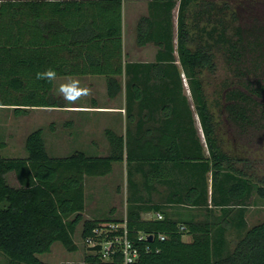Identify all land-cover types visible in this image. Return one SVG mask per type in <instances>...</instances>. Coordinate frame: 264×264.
<instances>
[{
    "label": "trees",
    "instance_id": "16d2710c",
    "mask_svg": "<svg viewBox=\"0 0 264 264\" xmlns=\"http://www.w3.org/2000/svg\"><path fill=\"white\" fill-rule=\"evenodd\" d=\"M123 3L0 0V107H13L17 116L61 107L53 94L55 80L36 78L51 68L56 77L105 76L110 98L125 87L128 111L138 100L147 117H161L140 122L126 136L108 130L110 151L104 156L77 151L52 157L44 128L29 133L23 158L5 157L6 142L0 139V254L8 264H47L39 256L50 253L56 242L70 252L79 249L75 235L82 222L88 248L84 264H124L120 254L103 260L94 251L99 247L87 243L96 238V228L123 219H85L83 213L86 177L108 175L114 163L126 161V222L129 238L140 249L132 264H264V221L249 226L246 218L254 195L264 199V177L261 184L249 168L236 166L245 160L233 156L221 134L223 125L235 142L264 132V24H251L254 13L246 17L226 1L151 0L148 14L138 20L136 44L154 45L155 60L132 62L124 51ZM218 54L229 78L211 105L201 74L217 68ZM212 168L210 201L207 172ZM197 169L204 173V193ZM9 173L18 186L8 182ZM154 180L168 187L169 196L150 205L140 192L143 183L151 188ZM182 202L204 205L202 217H178L173 209ZM144 212L162 218H144Z\"/></svg>",
    "mask_w": 264,
    "mask_h": 264
},
{
    "label": "rangeland",
    "instance_id": "374dc122",
    "mask_svg": "<svg viewBox=\"0 0 264 264\" xmlns=\"http://www.w3.org/2000/svg\"><path fill=\"white\" fill-rule=\"evenodd\" d=\"M215 1H217L218 3H222L224 1L230 3L234 10L241 12V14L246 17H248V15H253L254 13V15L250 18V20H252L251 24H264V0ZM130 4L131 1L126 0L125 6L127 13V22L129 21L132 7L130 6ZM246 17L244 19H247ZM127 49H130L132 51L130 54V58L126 57L127 60L154 59L150 58V54H148L149 50L147 51V55H140L139 53H137L132 47V41L127 44ZM216 64L217 68H215L214 70L204 69V72L201 74V77L204 79L206 96L211 105H214L213 103L218 98V91L222 87V82L229 78V70L227 69L226 64L220 54L217 55ZM71 78L72 79H68V77H57L55 79V89L53 90V94L61 103H63L65 100H63V98L61 97L59 88L61 85H65L69 80H77L76 77ZM187 93L189 94L188 89ZM92 95V93H89L86 96H82L80 100L76 101L75 103L69 104L74 105L76 103L80 104L83 102H88V99L92 97ZM116 103H114V105ZM214 110L217 114H219L218 109L214 108ZM65 112L66 111L63 110V107L56 109H40L38 107L30 109L27 114L17 116L14 112L13 107H0V139L6 142V147L3 149L2 154L7 158L26 157V138L29 133L39 128H44V138L46 141L47 150L52 157H66L74 154L77 151L86 152L83 149H85L84 143L86 144L87 138H77L75 141H72L71 139L66 138V136L64 135V121L68 118L66 116H69L66 115ZM227 129L228 128L223 125V131H221V134H224L223 138L226 142V147H228L229 150L233 152L234 155H232L234 157H240L245 160L242 161V163L241 161H236L235 165L243 169L249 168V171L254 174L253 179L258 182L260 181L259 183L263 184L262 178L264 177V132L259 133L260 135L258 134L259 136L257 135L258 137L256 138H242L235 142V139L232 138L230 132H228ZM86 134L87 133L85 131L81 133V135H85V137ZM122 172H124V170L120 169L118 171V175H122ZM7 179L11 185H19L14 173H9L7 175ZM106 180L110 181V179ZM97 182L98 181H96L94 177H88L86 179L87 204L85 212L83 213L85 219H92L96 215H98V210L96 207L97 202H106L107 200L105 194L99 195L98 198V193L96 191ZM111 203L113 202L109 201L108 204L105 205V208L107 206L110 208ZM115 205H118L117 201H115ZM248 220L249 226L264 221V199L261 198L258 194H255L254 198L251 201V206L248 212ZM82 229L83 223L81 222L75 235V240L79 245V249L77 251L70 252L61 243L56 242L53 244L52 251L50 253L40 255L39 257L47 264H84L85 255L88 252V248L81 236ZM184 238L186 240H189L190 236H185ZM230 239H233V234H230ZM7 261V258L0 254V264H8Z\"/></svg>",
    "mask_w": 264,
    "mask_h": 264
},
{
    "label": "crops",
    "instance_id": "0c3cea01",
    "mask_svg": "<svg viewBox=\"0 0 264 264\" xmlns=\"http://www.w3.org/2000/svg\"><path fill=\"white\" fill-rule=\"evenodd\" d=\"M131 4V12L129 21L127 22V13L126 6L124 0L123 3V39H124V51L126 57L130 58L131 50L127 49V44L132 41V47L134 50L140 55H144L147 53L150 54V58H154L153 60H128L132 62H152L155 60L157 48L148 44L144 47H139L136 44V28L138 20L141 16L148 14L149 1H140V0H130ZM130 10V9H129ZM129 24V25H128ZM129 29V30H128ZM128 30V31H127ZM130 39V40H129ZM152 45V46H150ZM133 50V51H134ZM149 50V51H148ZM148 51V52H147ZM68 79H72L71 77H76L80 82L81 88H86L88 93H92V97L88 99V102L76 103L74 105H70L68 102L64 101L62 103L63 110L66 111L65 114L69 115L64 121V135L66 138L75 141L77 138H87L86 144L84 143V147L87 154L93 156H104L110 151V143L107 138V131L113 130L119 135L126 136L127 130L131 129V131H135L140 122L144 121H160V114L157 113L153 117H147L146 112L147 109H141L137 104L138 100H133L131 102V110L127 109V96L126 89L123 88L122 92H120L116 97L110 98L107 94V84L106 77L102 75H87V76H65ZM57 78V77H56ZM55 78V79H56ZM71 81H67L66 84H70ZM55 86V81H54ZM55 88H53L54 90ZM102 99V100H101ZM118 104H117V103ZM114 103H116L114 105ZM40 109H56L58 107H39ZM195 127L197 129L198 136L200 137L201 144L203 146V153L206 157H209V149L206 143V139L200 125V122L196 119ZM85 131V135H81V133ZM84 136V137H83ZM67 140V139H66ZM242 163V162H241ZM127 162H117L113 165V171L105 176H94L97 182V193L98 198L99 195L105 194L106 202H97V210L98 215H96L92 219H101L106 217H111L113 219H124L128 213V182H127ZM124 170L122 175H118L119 170ZM197 178L201 180V184L198 187L204 193V173L203 170L197 169ZM118 175V176H117ZM91 177V176H88ZM86 177V179L88 178ZM110 179V181L106 180ZM137 179L142 183L145 182L141 173L137 174ZM117 181V182H116ZM124 181V182H123ZM121 183V184H120ZM99 184V185H98ZM86 182H85V190H86ZM142 197L144 201L150 205L156 203H164L169 194V189L165 184H162L161 181L154 180L153 185L147 187L145 183L142 185ZM207 189H208V199H212L213 193V168L207 172ZM86 192V191H85ZM199 194V193H197ZM197 196V195H196ZM255 196V195H254ZM117 198V200H116ZM254 198V197H253ZM201 199V200H200ZM87 200V193H86ZM197 200L203 201V195H198ZM109 201H112L110 208L105 205L108 204ZM115 201H117L118 205H115ZM87 204V202H86ZM204 205H191L187 203H179L175 205L176 215L180 218H188L192 214L196 216V218H201V210ZM251 206L248 207V212ZM208 207H211V203L209 202ZM86 209V208H85ZM248 212H247V220H248ZM144 218H155L158 217L157 213L153 212H144ZM249 222V220H248ZM233 234L234 238V233ZM229 234V239H230ZM231 240V239H230Z\"/></svg>",
    "mask_w": 264,
    "mask_h": 264
},
{
    "label": "built area",
    "instance_id": "2783aa9c",
    "mask_svg": "<svg viewBox=\"0 0 264 264\" xmlns=\"http://www.w3.org/2000/svg\"><path fill=\"white\" fill-rule=\"evenodd\" d=\"M157 216L162 218L160 213ZM102 226L103 228L94 230L96 238H89L87 240L88 245L98 246L99 248L94 251L98 252L103 260H112L115 255L120 254L123 256L124 264H129V261H131V264L135 263L140 256V249L129 238L126 217L122 221L107 222ZM181 229L183 230L184 227Z\"/></svg>",
    "mask_w": 264,
    "mask_h": 264
},
{
    "label": "clouds",
    "instance_id": "9594fccd",
    "mask_svg": "<svg viewBox=\"0 0 264 264\" xmlns=\"http://www.w3.org/2000/svg\"><path fill=\"white\" fill-rule=\"evenodd\" d=\"M36 78L53 81L56 78V72L54 69L49 68L44 72H38ZM59 92L63 100L68 103H75L76 101L80 100L82 96L89 94L86 88L80 87L79 80H72L70 84L61 85ZM129 264H131V261H129Z\"/></svg>",
    "mask_w": 264,
    "mask_h": 264
},
{
    "label": "water",
    "instance_id": "95a60500",
    "mask_svg": "<svg viewBox=\"0 0 264 264\" xmlns=\"http://www.w3.org/2000/svg\"><path fill=\"white\" fill-rule=\"evenodd\" d=\"M153 238V236L152 235H149V239L151 240Z\"/></svg>",
    "mask_w": 264,
    "mask_h": 264
}]
</instances>
